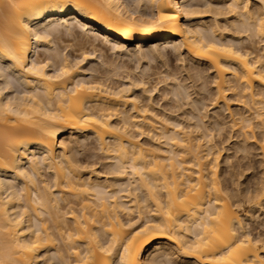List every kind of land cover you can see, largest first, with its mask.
Segmentation results:
<instances>
[{
	"label": "bare ground",
	"instance_id": "1",
	"mask_svg": "<svg viewBox=\"0 0 264 264\" xmlns=\"http://www.w3.org/2000/svg\"><path fill=\"white\" fill-rule=\"evenodd\" d=\"M189 1L0 0V264H162L163 257L179 264L180 256L196 264H264V230L254 233L243 221L256 205L264 208V186L254 187V203L253 192L238 189L234 204L218 172L225 140L248 139L254 113L264 121V51L221 37L217 18L232 12L233 31L252 29L248 36L264 46V0H224L231 2L225 11L214 0ZM205 11L212 21L199 17ZM62 37L74 41L79 57L53 47ZM102 47L141 60L174 54L194 88L215 73L214 91L198 89L193 98L176 76L166 89L176 109L191 105L182 110L187 125L161 118L151 97L156 86L91 79L87 54ZM138 90L149 108L137 101ZM228 100L241 109L230 110ZM206 102L224 105L236 134L222 138L219 115L206 121ZM90 135L98 150H79ZM145 135L164 142L150 151L139 141ZM97 155L112 160L103 168L119 190L92 176L96 160L83 156Z\"/></svg>",
	"mask_w": 264,
	"mask_h": 264
},
{
	"label": "rangeland",
	"instance_id": "2",
	"mask_svg": "<svg viewBox=\"0 0 264 264\" xmlns=\"http://www.w3.org/2000/svg\"><path fill=\"white\" fill-rule=\"evenodd\" d=\"M192 1H195V2H192ZM214 1H216V2H219V9L221 10V7H222V10H224L225 11V6H226V4L227 5H230L229 3H231V2H227V3H224V0L222 1V0H214ZM196 2L198 3V0H190L189 1V3H192V5H195L196 4ZM204 2V1H203ZM226 2V1H225ZM224 4V5H223ZM211 5H214V4H211ZM223 5V6H222ZM218 6V5H217ZM214 7V6H213ZM227 7V6H226ZM254 7V6H253ZM218 8V7H217ZM224 8V9H223ZM201 14V13H200ZM211 15H212V13L210 14V12H204V13H202L199 17L200 18H203V20L204 21H206V22H210V21H212V17H211ZM232 15V16H231ZM234 14H232V12L231 13H227V14H223V15H220L219 17L217 16V18H218V20H219V24H220V27H222L223 28V31H222V28H220L221 29V31H219V32H221V33H223V34H221L220 33V35H221V37L224 35L225 36V39L226 40H232L233 38V41H235L234 43L235 44H237V45H239L238 44V42H240V44H244V46H251V44H253L254 45V48H255V50L254 51H256L257 53H258V51H260L261 49H263V51H264V46H263V42H261V40H260V38H258V36L257 35H255V36H253V35H250V37L248 36L249 34H252V32H251V30L252 29H249L250 30V32L249 31H245V32H234L235 30V27H234V29H232L231 28V25H232V23H233V21H234V17L235 16H233ZM222 16V17H221ZM227 16V17H226ZM231 16V17H230ZM226 17V18H225ZM229 18V19H228ZM231 18V19H230ZM226 19V20H225ZM198 22H199V20H197ZM197 21H196V23H197ZM227 21V22H226ZM232 21V22H231ZM200 23V22H199ZM234 23H238L237 21L236 22H234ZM246 24H248V21L246 22ZM249 28H252V27H249ZM78 29V28H77ZM230 29H232V30H230ZM80 30H83L82 28L80 29H78V32L80 31ZM234 30V31H233ZM82 31H80V33H81ZM255 33V32H254ZM257 36V37H256ZM63 38V37H62ZM59 39V40H57V42H58V44L55 42L53 45V47H55V48H58V50H60V51H62V53H67V51L68 52H74V51H76L74 54H76L77 55V57H79L80 56V53H81V51L78 49V46H76L75 45V47H74V44L75 43H73L74 41L71 39V38H69V37H64L63 39ZM72 41H71V40ZM237 41V42H236ZM97 43H98V41H96ZM72 43H73V45H72ZM59 44H60V46H63V47H59ZM69 44H71L73 47H71V45H69ZM71 47L72 49H70V48H65V47ZM104 45H108L109 46V44H105L104 43ZM104 45H102V46H104ZM253 45L251 46V47H253ZM107 46V47H108ZM80 47V46H79ZM74 48V49H73ZM103 49H105V47H102ZM77 49V50H76ZM248 49H250V48H248ZM250 50H252V49H250ZM258 50V51H257ZM40 51V50H39ZM104 51H105V53H104ZM102 50V54H100L99 55V53L98 52H96L95 54H87V56L89 57V56H92V57H89L90 58V60H88V62H89V64H87V66L88 65H92L93 66V68H94V70H93V72H92V75H93V77L91 78V79H97L96 78V76L99 78L100 77V79L101 80H103V82L104 83H110V85L111 86H113V87H115V88H122L123 86H124V84H126V82L128 83V81H131V80H137L138 81V79L139 80H141V81H143V82H145L146 84H145V86L147 87H155L156 86V90L153 92V94H152V99L154 100L153 101V103L156 105L155 106V108H156V110L154 111V113L156 112V114H157V116L159 115V116H161V118L164 116L163 114H168V116H170V115H173V116H171V117H174V118H177V116L178 117H180V118H177V119H185V121L184 120H182L184 123H183V125H187V123L186 122H188L187 121V116H188V114L186 115L185 113L183 114L182 113V110L183 111H185V110H189L190 108H191V105L188 107L187 105V108H185V110L184 109H182V110H179V109H176L175 108V105L177 106V102L175 101V98L173 97V95H172V93L171 92H169L170 90H168V89H166L167 87H169V86H171V89L173 88L174 89V84L177 82L176 80V76H177V78H179V80H181V79H183V82H186L185 84H188V86H189V89H190V91H191V93L193 92V94H192V96H193V98L195 97V93H194V91H198V89L200 90L201 89V91L203 90V89H205L204 91V94L205 93H207V95H209V92H206V89H210V91L211 92H213L214 91V85H213V81H212V79H213V77L215 76L214 74L215 73H205V76L207 77L206 79H207V85H208V87H207V85H206V87L205 88H198V87H196V88H194V87H192L193 85H192V82L190 81V79H186V80H184V78H185V72H182L183 70L182 69H184L183 68V63L179 60V58L176 56V55H174V54H172L170 57L171 58H166V57H164V58H155V59H150L149 57H145V59L143 58L142 60L141 59H139V57L137 58V55H132V56H123V57H119V56H114L112 53H111V51L109 50V51H107L106 49L105 50ZM106 52H108V53H106ZM262 51H260V53H261ZM110 54V55H109ZM111 54H112V56H111ZM93 55L95 56V57H93ZM88 58V59H89ZM95 58V59H94ZM103 60V61H102ZM141 60V61H140ZM162 60V61H161ZM189 60V59H188ZM107 61V62H106ZM106 62V63H105ZM104 63V64H103ZM189 65H187V67L188 68H190L191 66H192V64H193V62L192 63H190V61H189V63H188ZM90 65V66H91ZM97 67L96 69H95V67ZM182 66V67H181ZM190 66V67H189ZM119 67V68H118ZM102 70V71H101ZM98 71H100V72H98ZM105 71V72H104ZM86 73H89V75L91 74L90 73V71H87ZM100 73V74H99ZM103 73L105 74V76H103ZM97 74V75H96ZM100 76H99V75ZM102 74V75H101ZM95 75V76H94ZM101 76H103V77H101ZM130 76V77H129ZM210 76V77H209ZM103 78V79H102ZM130 79V80H129ZM176 79V80H175ZM105 80V81H104ZM209 80V81H208ZM108 81V82H107ZM108 83V84H109ZM114 83V84H113ZM121 83H123V84H121ZM200 83H201V80L199 81V83H196V84H198V85H200ZM173 84V85H172ZM202 84H203V82H202ZM123 85V86H122ZM213 85V86H212ZM191 86V87H190ZM202 86V85H201ZM140 86H138V88H139ZM147 87V88H148ZM176 87V86H175ZM193 88V89H192ZM169 92V93H167V91ZM166 91V92H165ZM135 96H137L138 98V100L137 101H139V103L141 102L142 103V105H144V104H146V103H148V102H146L147 100H146V96H142L141 95V92H140V90H138L137 92L135 91V94H134ZM206 95V94H205ZM196 97H198V96H196ZM264 97V96H263ZM136 101V102H137ZM186 102H189L188 100L186 101ZM208 102H210V101H208ZM208 102H206V103H208ZM230 102V103H229ZM227 103L229 104V105H231V108H230V110H232L233 112H235L237 109L239 110V109H241L240 107H239V104H241V103H239V102H236V101H233V100H228L227 101ZM239 103V104H238ZM146 105H148V104H146ZM146 105H144L145 107H147V108H149L148 106H146ZM207 105H210V103H208ZM222 103H221V105L219 104L218 106H216L215 108H214V105H210V106H208V107H206V109L204 110V109H202V110H204V112H206L207 111V114H208V117L209 118H206V121H208V120H210V122H212L213 123V121H214V119H213V117H215L216 115H219L218 117H219V120L220 119H222L221 120V122H222V127H223V134L221 135L222 136V138H224L226 135H228L230 132H232L230 135L232 136V135H234V134H236L235 132H236V130H233V131H231L232 130V127H231V117H230V115H229V113H228V111H226V109H225V107H222ZM254 105H256L257 106V108L259 107V109H260V106L259 105H257V104H254ZM185 106V107H186ZM202 106V104L200 105V107ZM224 106V105H223ZM182 107H184V106H182ZM210 107V108H209ZM221 107L223 108V109H225V110H223V109H221ZM150 110H152V109H150ZM254 110V109H253ZM252 110V111H253ZM226 112V114H225V112ZM147 113H150V111L149 112H147ZM163 113V114H162ZM146 114V113H145ZM144 114V115H145ZM183 114V115H182ZM210 114V115H209ZM214 114V115H213ZM225 114V115H224ZM151 115H153V114H150V116H148V114L146 115V116H148V117H151ZM186 115V116H185ZM256 114L254 113V116L253 115H251L252 117H254V119H251L252 120V122H251V124H250V126H252V128L250 127V129L253 131H251V130H248L249 128H247V130L248 131H251V133L254 135V138H253V135H249V134H251V133H248L247 134V136H249L250 137V139H249V137H247L248 139H246L245 140V137L244 136H242L241 135V137H240V135H239V137L241 138H237L236 136H234V138L232 137L231 139H230V141H227V136L224 138V139H226L225 140V142H224V144H222V146L223 147H225V149L223 150V149H221V147H219V151H220V158L218 159V172L220 173L219 174V179H220V181H221V183L225 186V188H223L224 190V193L226 194V196L228 197V196H230L229 197V199H230V201L232 202V203H234V204H238V202H237V197H236V191H239L238 189H242L241 191H242V194L244 193V196H247V195H245L246 193H249V190H250V192H253V190L255 191V188H259V189H261V187H262V189H263V186H264V121H263V123H259L260 121H258L259 119L255 116ZM250 116V117H251ZM190 117V116H189ZM188 117V118H189ZM221 117H223V118H221ZM255 117H256V119H255ZM262 117H264V114H263V116ZM261 117V118H262ZM159 117H157L156 119H158ZM165 118V117H164ZM258 119V120H257ZM116 121H117V119H115ZM160 120V119H159ZM262 120H263V118H262ZM194 121H196V120H193V122ZM208 123H209V121H208ZM209 127H211V125H209V124H207ZM212 126H213V124H212ZM171 126H168V128H170ZM200 129V128H199ZM202 130V129H201ZM246 130V129H245ZM213 133H216V131H213ZM213 135H217V134H213ZM229 135V136H230ZM92 135H90L89 137L90 138H87L88 139V141H87V139H85L86 140V145L87 144H89V146H85V143L84 142H82L81 143V146H80V149L79 150H98V149H96L97 148V146H96V148L94 147V145H96V144H94L93 142V144H91L90 145V143L89 142H91V141H93L94 139H93V136L91 137ZM224 136V137H223ZM251 136H252V138H251ZM244 137V138H243ZM63 138V137H62ZM144 138V139H143ZM205 138V137H204ZM236 138V139H235ZM218 138H217V136L215 137V140H217ZM233 139V140H232ZM59 140H61V139H59ZM84 140V141H85ZM109 140V139H108ZM153 140H155V141H153ZM163 139H160L159 140V138L158 139H156L155 137L154 138H152V140H151V136L150 137H147L146 135L145 136H143L142 138H140V140L139 141H141L140 143L142 144V146H144V148H147L148 150L150 149V151H152V148L153 149H155L156 150V148H158L159 147V145L160 144H162V142H164V141H162ZM229 140V139H228ZM244 140V141H243ZM247 140H248V142H247ZM158 141H160V144H159V142ZM202 141H203V143L205 144V143H207V142H204L205 140L204 139H202ZM237 141V142H236ZM242 141V142H241ZM245 141L247 142V143H245ZM88 142V143H87ZM234 142V143H233ZM84 143V144H83ZM236 143V144H235ZM241 145H240V144ZM243 143V144H242ZM240 145V146H242V145H244L245 144V146H246V148H245V151H243V150H241V149H239L238 147V145ZM84 145V146H83ZM155 145H156V148H155ZM221 145V144H220ZM247 145H249V146H247ZM158 146V147H157ZM162 146H165V145H162ZM219 146V145H218ZM238 146V147H237ZM94 147V148H93ZM238 148V149H237ZM222 150V151H221ZM157 151V150H156ZM156 151H154L153 150V152H156ZM207 150H205V152H206ZM213 152H215V151H217V150H212ZM211 151V154L213 155V152ZM83 157H85V161H87V160H91L90 162L92 163V162H94L93 160H96L95 161V165L92 163V165H93V167L95 168L94 170H95V172L93 173L92 172V176L94 177V176H100L99 177V180L101 179V181L102 182H104L105 180H109L108 181V183L110 182V184H113V185H111L110 187L112 188V190L113 189H115V190H119V185H117V184H114V181H113V177H112V175H110L109 173H107L106 174V171H105V167L103 168V163L104 162H106L107 161V159H106V161L104 160H101V158H100V156L99 155H97V156H95L94 158H91V159H88V158H86V156H83ZM210 157V156H209ZM214 157V156H213ZM97 158H99V159H97ZM210 158H212V157H210ZM87 159V160H86ZM97 160H98V162H97ZM100 160H101V162H100ZM109 160V159H108ZM109 161H112V160H109ZM109 161H107V162H109ZM114 162H116V161H114ZM86 163V162H85ZM90 163V164H91ZM102 166V167H101ZM91 168V167H90ZM91 170H93L92 168H91ZM105 172H103V171ZM97 171V172H96ZM98 171H99V173L101 172L102 174H97L98 173ZM106 174V175H104V174ZM103 178H106V179H104V181L102 180ZM221 184V185H222ZM117 185V186H116ZM223 185H222V187H223ZM256 186V187H255ZM259 186V187H258ZM255 187V188H254ZM252 188V189H251ZM245 189V190H244ZM256 189V193L258 194L259 192H261L262 190H259V192H258V190ZM241 191H239V193L241 192ZM245 191H247L246 193H245ZM119 192H121V191H119ZM140 193V192H139ZM238 193V192H237ZM117 194H119V193H117ZM120 194H122V195H120ZM119 195H120V197H122V196H125L126 195V192H121ZM125 194V195H124ZM141 194V193H140ZM253 194H254V192H253ZM256 194H254V196H255ZM118 196V195H117ZM141 196V195H140ZM243 196V197H244ZM257 196V195H256ZM255 196V197H256ZM119 197V196H118ZM254 197V198H255ZM258 197L259 196H257V199H254V201H253V203L255 202V201H258ZM126 199L125 197H122L121 198V200L122 199ZM246 198V197H245ZM260 198V197H259ZM118 199V198H117ZM120 199V198H119ZM262 199V198H261ZM264 200V199H263ZM262 200V201H263ZM260 199H259V202H261L260 204H262L263 205V207H264V204H263V202H262ZM120 202V201H119ZM121 202H123V200L121 201ZM144 203H142V206H143V209H144V206L145 205H143ZM247 205H249V204H247ZM236 206H238V205H236ZM255 208V209H254ZM252 210H253V213H250L249 214V217L248 218H246L245 220H243V221H245L244 222V224H245V227H246V225H247V227L248 228H251V229H253V232L254 233H256V232H259V231H263L264 230V208H260V206L259 205H256L255 207H254ZM148 208H147V206H146V208H145V211L144 212H146V211H148L147 210ZM257 210V211H256ZM127 210H124V212H126ZM127 213V212H126ZM240 213H241V211H240ZM123 214H125V213H123ZM127 215H128V213H127ZM126 215V216H127ZM250 215H253L252 217L250 216ZM46 217V216H45ZM46 218H48V217H46ZM244 219V218H243ZM247 223V224H246ZM262 224V225H261ZM261 226V227H260ZM246 227V228H247ZM262 228V229H261ZM254 229H256L257 231L255 232V230ZM259 229V230H258ZM56 235H58V234H56ZM55 235V236H56ZM59 236H57L56 238H57V240L58 241H54V243L56 242H60L59 241V238H58ZM56 240V239H55ZM61 243V242H60ZM59 243V244H60ZM181 257V258H180ZM177 260H176V262L177 261H181V262H178L179 264H196L197 262H195V260H193V259H187V258H185V257H182V256H180ZM164 258L166 259V257H163L161 260V263L162 264H169L171 261L169 260V259H166V260H168V262H166V260H164ZM182 259V260H181ZM195 263H194V262ZM173 263V261L171 262V264Z\"/></svg>",
	"mask_w": 264,
	"mask_h": 264
}]
</instances>
